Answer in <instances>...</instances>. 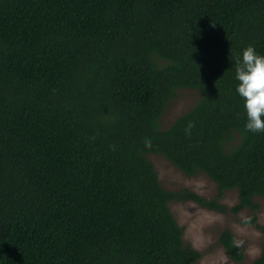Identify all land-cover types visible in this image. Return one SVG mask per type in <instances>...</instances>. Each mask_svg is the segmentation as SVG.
<instances>
[{"label": "trees", "instance_id": "trees-1", "mask_svg": "<svg viewBox=\"0 0 264 264\" xmlns=\"http://www.w3.org/2000/svg\"><path fill=\"white\" fill-rule=\"evenodd\" d=\"M249 44L264 53V0H0V264H195L170 201L257 210L264 131L230 59ZM180 88L200 98L162 128ZM148 153L218 194L164 188Z\"/></svg>", "mask_w": 264, "mask_h": 264}, {"label": "rangeland", "instance_id": "rangeland-1", "mask_svg": "<svg viewBox=\"0 0 264 264\" xmlns=\"http://www.w3.org/2000/svg\"><path fill=\"white\" fill-rule=\"evenodd\" d=\"M200 98V92L193 88H180L169 101L161 118L162 128L169 127L181 114L188 111ZM154 162L164 188L178 190L189 188L205 197H215L218 185L204 172L187 175L165 156L148 153ZM257 210L244 208L239 212H220L201 206L195 201L172 200L169 206L179 224L184 228V242L202 254L195 264H250L261 252L264 243V196H256ZM221 202L233 206L238 202V190L225 191ZM254 215L256 224L247 223ZM230 229L237 243L243 247L246 257L243 262L232 260L229 252L221 244L219 237L223 230Z\"/></svg>", "mask_w": 264, "mask_h": 264}, {"label": "clouds", "instance_id": "clouds-1", "mask_svg": "<svg viewBox=\"0 0 264 264\" xmlns=\"http://www.w3.org/2000/svg\"><path fill=\"white\" fill-rule=\"evenodd\" d=\"M236 67L237 93L243 98L246 130L264 131V53L249 44L239 53H230Z\"/></svg>", "mask_w": 264, "mask_h": 264}]
</instances>
